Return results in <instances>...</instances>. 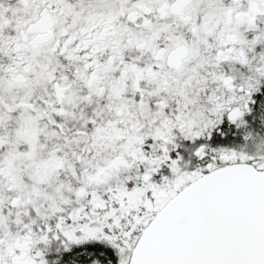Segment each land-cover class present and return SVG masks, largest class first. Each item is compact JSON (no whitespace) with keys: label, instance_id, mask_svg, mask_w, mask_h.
<instances>
[{"label":"snow or ice","instance_id":"1","mask_svg":"<svg viewBox=\"0 0 264 264\" xmlns=\"http://www.w3.org/2000/svg\"><path fill=\"white\" fill-rule=\"evenodd\" d=\"M0 264H264V0H0Z\"/></svg>","mask_w":264,"mask_h":264}]
</instances>
